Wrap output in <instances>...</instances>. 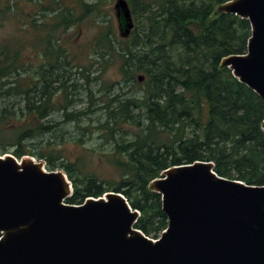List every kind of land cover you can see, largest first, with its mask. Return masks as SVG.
I'll return each mask as SVG.
<instances>
[{
    "label": "trees",
    "instance_id": "16d2710c",
    "mask_svg": "<svg viewBox=\"0 0 264 264\" xmlns=\"http://www.w3.org/2000/svg\"><path fill=\"white\" fill-rule=\"evenodd\" d=\"M53 1L55 9L43 10L54 13V22L32 23L45 31L43 42L39 37V45L34 44L42 47L45 65L25 62L24 32L0 43V141L15 142L18 149L13 155L18 159L34 156L24 142L56 132L61 123L46 121L53 112H66L67 120L100 112L93 133L112 146L100 152V159H106L121 179L104 181L78 161L56 164L61 155L48 157L47 169L65 170L73 184L66 203L81 205L89 197L121 193L141 214L135 227L157 239L167 229L168 218L162 196L152 190L151 182L164 177L172 166L213 162L219 176L264 186V100L222 65L229 55L245 54L252 36L249 20L216 12L230 0H128L135 21L131 35L118 38L111 25L103 28L91 44L93 62L79 71L90 83L85 74L93 65H99L100 72L116 65L120 77L112 89H102L100 107L94 108L90 92L87 111L71 113L67 110L74 93L67 92L62 81L68 70L54 73L60 60L71 65L76 57L67 54L55 34L80 26L99 10L101 0H77L83 13L63 0ZM17 2H0V24L10 20L24 30V14L16 11ZM136 74L145 77L140 92H117L121 84L136 82ZM56 94L65 98L64 106L52 103ZM12 99L19 101L10 103ZM39 159L47 157L40 154Z\"/></svg>",
    "mask_w": 264,
    "mask_h": 264
},
{
    "label": "water",
    "instance_id": "95a60500",
    "mask_svg": "<svg viewBox=\"0 0 264 264\" xmlns=\"http://www.w3.org/2000/svg\"><path fill=\"white\" fill-rule=\"evenodd\" d=\"M115 9L121 35L129 37L135 27L129 1L117 0ZM216 12L249 20L247 52L222 65L264 100V0H230ZM163 174L151 188L162 196L168 227L155 241L135 227L140 213L123 194L68 204L73 186L65 172L5 154L0 264H264V186L219 176L213 162Z\"/></svg>",
    "mask_w": 264,
    "mask_h": 264
},
{
    "label": "rangeland",
    "instance_id": "374dc122",
    "mask_svg": "<svg viewBox=\"0 0 264 264\" xmlns=\"http://www.w3.org/2000/svg\"><path fill=\"white\" fill-rule=\"evenodd\" d=\"M3 1L4 0H0V2ZM116 1L117 0H101V2H99V10L87 16L80 26L72 27L63 33L58 31L55 34L61 37V43L66 48L67 54H72L76 57L71 65H67L62 60L55 64L56 70L54 76L59 73L62 75L64 69L68 70V73H65V77L62 79V81H66V85L68 86L67 92L74 93L71 98L73 104L69 106L67 110L68 113L73 112V110L87 111L91 104L90 92L93 93V98L95 99L94 101L96 105L94 108L100 107L102 105L100 98L102 92H104L102 89L104 87L112 89L113 81L120 77L116 65L108 66L103 72L99 71V65H93L94 67H91V71L85 74L90 77V83L79 73L80 70L89 68L90 64L93 62L89 57L92 49L91 44L94 38L102 32L103 28L111 25L118 38H128L123 37L120 32L117 11L115 9ZM87 2L95 3L96 1L87 0ZM63 3H65L67 7H75L77 12L79 11V13H83V10H80L77 0H63ZM44 7L55 9L57 7L56 1L18 0L15 9L19 13L24 14V30L23 28L20 29L19 23L10 20H5L4 23L0 24V43L11 40L13 37H17L20 33L23 34L24 32V58L27 60L25 61L26 63H43V65L47 63L42 53V47L41 49H38V47L34 46V44H38V41H40V39H38L39 37L43 38L41 39V42H43L46 35L43 34L42 37V32L44 33L45 31H43L42 28L36 29V27H33L32 25L33 21L39 23V26L45 23L54 22V13H52V11L45 12L43 10ZM43 14L46 16H43ZM71 57L69 58L72 59ZM58 67L60 68L58 69ZM138 76H140V74H136V82H128L127 87H123V84L118 86L117 92L119 90L122 92L133 91L134 94L140 92L141 84H143V82H138ZM58 85V83H54L53 87L56 88ZM56 92H62V90ZM140 95L141 93L138 94V96ZM54 96L55 98L52 103L55 107L64 106L66 104L63 96L58 94ZM10 101V103H13L15 101L18 102L19 100L12 99ZM100 115L101 113L98 112L82 116L78 120H67L66 112L56 110L46 121L51 124L60 122L61 125L58 126L54 133L45 134L35 139L25 141V149L32 150L34 155L26 156L33 157L47 166L48 157L56 159L61 155L62 158L55 160L56 164L78 161V165L82 166L85 171L94 172L102 180L118 182L119 179H121L118 171L108 164L106 159L105 161L100 159V152L103 150L110 151L112 146L110 144L105 145L104 141L100 139L98 132L95 131V133H93V121L100 118ZM17 149L18 146L16 143L10 139H3L0 141V157L5 154L13 155L14 151ZM40 154H44L47 159H39ZM62 171L65 172L63 169ZM154 235L155 234L152 233L150 238L155 239L156 237Z\"/></svg>",
    "mask_w": 264,
    "mask_h": 264
}]
</instances>
